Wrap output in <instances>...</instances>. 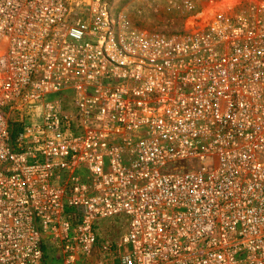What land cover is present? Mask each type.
Wrapping results in <instances>:
<instances>
[{
    "label": "built area",
    "instance_id": "2783aa9c",
    "mask_svg": "<svg viewBox=\"0 0 264 264\" xmlns=\"http://www.w3.org/2000/svg\"><path fill=\"white\" fill-rule=\"evenodd\" d=\"M135 1L0 0V264H264V0Z\"/></svg>",
    "mask_w": 264,
    "mask_h": 264
},
{
    "label": "rangeland",
    "instance_id": "374dc122",
    "mask_svg": "<svg viewBox=\"0 0 264 264\" xmlns=\"http://www.w3.org/2000/svg\"><path fill=\"white\" fill-rule=\"evenodd\" d=\"M218 0H203L198 2L200 8L208 7L211 2ZM252 0H242V5ZM261 1V0H259ZM130 15L133 22L148 31H162L168 34H180L188 29L189 21L194 19L195 14L184 13L178 8L169 7L164 0H136L132 4ZM101 236L105 238L117 237L122 227L113 221H105L101 227Z\"/></svg>",
    "mask_w": 264,
    "mask_h": 264
},
{
    "label": "trees",
    "instance_id": "16d2710c",
    "mask_svg": "<svg viewBox=\"0 0 264 264\" xmlns=\"http://www.w3.org/2000/svg\"><path fill=\"white\" fill-rule=\"evenodd\" d=\"M17 130H18L17 127L14 126V128H13V133L15 134Z\"/></svg>",
    "mask_w": 264,
    "mask_h": 264
}]
</instances>
